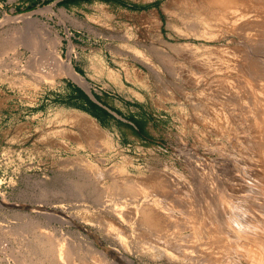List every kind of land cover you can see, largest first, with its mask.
Instances as JSON below:
<instances>
[{
	"label": "rangeland",
	"instance_id": "1",
	"mask_svg": "<svg viewBox=\"0 0 264 264\" xmlns=\"http://www.w3.org/2000/svg\"><path fill=\"white\" fill-rule=\"evenodd\" d=\"M124 1L126 7L111 1L64 7L57 0H0V264H173L161 245L138 243L129 224L136 221L133 218L141 203L153 195L154 175L175 180L177 190L192 193L201 188L197 193L207 200L219 191L225 195L234 187L230 181L240 187L245 174L250 177L252 173L264 185L259 182L264 181V158L260 159L264 125L257 153L242 144L240 135L216 138L213 124L223 125L218 129L227 124L222 115L217 116L222 107L212 110L205 91L209 81L227 79L230 65L245 60L240 37L230 29L173 18L167 9L173 0ZM80 8L88 10L91 22L67 12L59 15L62 10ZM50 10L55 11L60 28L42 17ZM262 12L256 29L264 32ZM71 34L101 51L104 66L111 71L118 73L126 67L141 72L144 86L140 92L134 89L132 78L126 79V88L137 93L134 103L125 104V96L111 91L103 81L100 86L112 95L103 97L106 103L112 108L122 105L123 110L83 107L67 88L51 90L61 84L51 79L57 69L55 61H62L54 47L69 42ZM261 42L256 44L262 46L260 51L264 50ZM122 57L128 60H118ZM251 57L264 60L262 55ZM69 70L74 75L70 66ZM76 77L72 83L79 82L97 102L90 83ZM62 103L84 112L81 137L74 127L76 121L58 122L66 115L58 109ZM242 103L228 107L236 126L243 117ZM222 163L227 164L226 171L218 170ZM113 180L134 189L139 198L125 202L116 198L109 185ZM224 201L232 200L225 196Z\"/></svg>",
	"mask_w": 264,
	"mask_h": 264
},
{
	"label": "bare ground",
	"instance_id": "2",
	"mask_svg": "<svg viewBox=\"0 0 264 264\" xmlns=\"http://www.w3.org/2000/svg\"><path fill=\"white\" fill-rule=\"evenodd\" d=\"M167 9H171L170 15L173 18L182 22L190 21L191 23L192 21H199L205 25H214L215 27L230 29L233 33L240 37L242 45L244 46L242 50L244 52L243 57H246L245 60H241L238 65H230L231 63H227L230 65V69L227 68V70L229 69V71L225 73L227 74V79L222 80V78H218L221 79V81L212 79L211 81H209L208 86H205V91H207L210 95V100L212 101V105L214 106V108L222 107V110H220L219 113H216L217 116L222 115L224 121L227 124V126H224V128H221L223 125L221 126L219 124V126L221 127L218 129V124L212 123L214 127L212 130L213 136H215L216 138H220L240 135L242 144L247 146V149L254 153L259 152L261 150V144L257 143V138L261 136L262 132L260 131V128H262V125H264V106H262V104H264V60L254 59L251 56H264V54H261L264 53V50H259L262 46L256 47L257 43L264 41V32L258 31L256 29L257 23L260 22L258 19L260 12L261 10H264V0H173L169 2V7ZM50 11L52 12V10ZM166 11L169 10H165V12ZM61 12L62 14H65L63 10ZM248 45H250V47ZM211 61L210 63H208L209 60H207L206 62L208 64H211ZM223 65L224 63L220 65V68ZM205 67L207 68V65ZM218 71L219 70H215L213 73H217ZM222 72L224 71H221V73ZM235 75L240 76H237V78L240 79H237ZM196 78H198V76ZM201 79L203 78L201 77ZM200 84L203 83L200 82ZM238 92L240 93L239 95H241L242 93L243 98H240L238 96ZM238 102L242 103L241 111L243 115L241 116L243 117L239 115L241 118L238 121V124L240 125L236 126L235 124H233L234 122H231L230 120L233 116V113L230 110L231 108L229 109L228 107L230 105L235 106ZM203 103L205 104L206 102ZM203 106L204 108H206V105ZM207 107L209 108V105ZM211 107L212 106H210L209 109H211ZM214 108L212 107V110L218 111L217 108ZM198 110L201 111V109ZM209 119L211 120V118ZM210 120H207V122L210 123ZM201 121L199 122L205 123V120L203 122ZM254 125H256L257 128L254 127ZM209 126H211V124H209ZM214 146L216 147V145ZM235 147H237V145ZM246 155L248 156L249 154ZM223 156L227 155L225 154ZM260 156H262L261 152ZM237 158H239V156ZM262 158H264V156H262L260 159ZM226 160L228 161V159ZM214 163L215 162H213V164ZM226 165V163H222V166L220 165L219 169H217L220 170L222 168L226 171L227 169H224ZM230 165H232V163H230ZM236 168L237 167H235V169ZM228 169L231 172L230 168ZM218 172L219 171H217V173ZM194 175L195 174H193V176ZM248 175L250 177H246V174L244 175V180L242 182L240 181V187L238 188H236L235 184L230 181V183L235 188H228L227 186L229 190H226V192L224 191L225 193L222 191L224 188L221 189V191L225 195H221L222 193L219 191L217 194H215L214 197L211 196L213 197L212 200H207L206 197H204V195L200 192L197 193L201 190V188H199L200 190H198L197 192L193 191L192 193H190L188 189L177 190L174 189L175 180L165 175H154L155 177L152 175L155 178V180L152 182L155 188V190L152 191L153 195L148 200V202H146L147 200L142 202L139 210H136L138 211L136 212V218H133L136 219V221H129V224L134 229V232H136V241L138 243H145L148 246L152 247L161 245L162 250L161 248H158V250H161L163 254L168 256V258L173 261V264H264V185L256 182V180L254 179H256L257 177L255 178L252 173ZM261 178H264V176H262ZM225 181L228 182V179ZM117 182L116 180H113L112 183L109 184L111 185V190L114 195H117L115 197L120 199L122 202H125L127 200L135 201L134 199L136 198V196L138 197V194L133 192L134 189L132 190L131 187L128 188L125 184L122 185L120 184L121 182ZM128 182H131L133 184L132 181ZM259 182L264 181L259 180ZM197 187L199 186L197 185ZM234 190H237V192ZM225 196L227 199L229 198L232 201L229 203H225ZM234 200H236V205L234 204ZM105 202L106 201L104 200L103 203ZM117 207L119 209V206ZM126 207H128V205H126ZM246 209L249 210L247 211ZM118 211L119 210H116L115 212L118 213ZM259 213L262 215L261 218L259 217ZM119 230L122 232L121 226ZM141 230L142 232H144V234H141ZM157 242H159L160 244L158 245ZM121 256L124 257V255L122 254ZM168 264H170V261L168 262Z\"/></svg>",
	"mask_w": 264,
	"mask_h": 264
},
{
	"label": "crops",
	"instance_id": "3",
	"mask_svg": "<svg viewBox=\"0 0 264 264\" xmlns=\"http://www.w3.org/2000/svg\"><path fill=\"white\" fill-rule=\"evenodd\" d=\"M62 1L64 0H57V2ZM63 11L65 14L67 12L72 17L81 18L85 22L92 21L88 19L91 16L88 15V10L86 8L65 9ZM65 14L61 13L59 15L64 17ZM42 17H44L50 25H53L54 27H59V25H57L58 19L55 15L54 10H52V12H47L46 15ZM70 30L75 33V29L70 28ZM54 49L56 50L57 54H59L62 60L61 62L55 61L57 69L56 71L52 72L53 76L51 79L53 81L61 82V84L59 85H62L59 86L57 84V87H52L51 90H53L54 92H58V87H61L62 90H65V88H67L68 91L72 93L74 99L78 102V105L84 107L89 104L92 108L98 109L100 111H103L101 108H108L111 111H118L119 109H124L122 105H115V107L112 108L106 103L104 98L112 95L109 94L107 88L103 87L102 85L100 86L99 82L101 81H103L111 91H116L119 96L123 97L124 95V103L127 105L129 104V102L134 103L133 100L138 99V97L136 96L137 93L135 91L132 92L131 90H128L126 88V79L127 76L132 78L134 89L140 92V87L144 86V81L141 72L136 71L135 69L130 70L126 67H122L123 70L118 71V73H115L113 71L111 72V70L108 69L107 66H104L101 51L91 46L83 38L75 34L70 35L69 42H60V44L55 46ZM51 56L53 58L52 60H55V57H53L52 54ZM118 60L128 59L122 57ZM69 66L73 70L74 75L70 72ZM76 76H79L80 78L90 83L91 92L95 99H97V102H93L90 99V95L86 92L85 88L81 86V84H78L79 82L72 83V80H78ZM64 95L65 94H63L62 97H65ZM62 101L65 102V99H62ZM58 109L61 112H66V115L60 117L58 120L60 125L68 123L70 119L76 121L74 127H76L78 131V137H81L83 131H85L84 124L86 117L84 116V112H82L80 108L72 110L70 108V105L65 103L59 104ZM135 127L138 131H140V127L138 125H136Z\"/></svg>",
	"mask_w": 264,
	"mask_h": 264
},
{
	"label": "trees",
	"instance_id": "4",
	"mask_svg": "<svg viewBox=\"0 0 264 264\" xmlns=\"http://www.w3.org/2000/svg\"><path fill=\"white\" fill-rule=\"evenodd\" d=\"M92 1H106V2L111 1V2L116 3L117 5H120V6H124V7L127 6V4L124 0H64V1L60 2L59 5L64 6V7H68L71 5L80 6L81 3H90ZM130 7L134 8V9L136 8L135 5H132Z\"/></svg>",
	"mask_w": 264,
	"mask_h": 264
}]
</instances>
